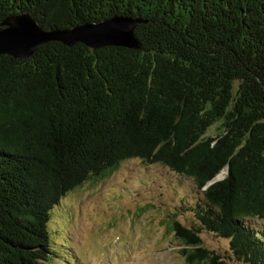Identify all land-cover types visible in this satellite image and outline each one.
<instances>
[{
  "label": "trees",
  "instance_id": "1",
  "mask_svg": "<svg viewBox=\"0 0 264 264\" xmlns=\"http://www.w3.org/2000/svg\"><path fill=\"white\" fill-rule=\"evenodd\" d=\"M21 14L44 30L139 18V48L0 56V264L48 261L62 199L133 159L200 194L197 228L166 225L187 264H226L201 231L264 264V0H0V26Z\"/></svg>",
  "mask_w": 264,
  "mask_h": 264
},
{
  "label": "rangeland",
  "instance_id": "2",
  "mask_svg": "<svg viewBox=\"0 0 264 264\" xmlns=\"http://www.w3.org/2000/svg\"><path fill=\"white\" fill-rule=\"evenodd\" d=\"M200 200L192 180L157 164L128 160L62 199L48 224L55 253L42 264H187L166 225L174 219L184 228H197ZM252 222L264 230V220ZM199 235L203 248L226 264H243L232 257L226 240L205 231Z\"/></svg>",
  "mask_w": 264,
  "mask_h": 264
},
{
  "label": "water",
  "instance_id": "3",
  "mask_svg": "<svg viewBox=\"0 0 264 264\" xmlns=\"http://www.w3.org/2000/svg\"><path fill=\"white\" fill-rule=\"evenodd\" d=\"M139 18L114 16L109 20L85 24L66 30H44L28 14L7 18L0 26V56L29 58L35 50L48 43L59 42L68 47L78 43L98 50L107 47L138 49L133 31ZM218 176V175H217ZM217 176L210 182L214 183Z\"/></svg>",
  "mask_w": 264,
  "mask_h": 264
}]
</instances>
